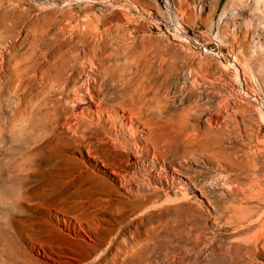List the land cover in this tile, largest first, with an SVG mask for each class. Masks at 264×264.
<instances>
[{"label": "rangeland", "instance_id": "obj_1", "mask_svg": "<svg viewBox=\"0 0 264 264\" xmlns=\"http://www.w3.org/2000/svg\"><path fill=\"white\" fill-rule=\"evenodd\" d=\"M0 63V264H264V0H0Z\"/></svg>", "mask_w": 264, "mask_h": 264}, {"label": "bare ground", "instance_id": "obj_2", "mask_svg": "<svg viewBox=\"0 0 264 264\" xmlns=\"http://www.w3.org/2000/svg\"><path fill=\"white\" fill-rule=\"evenodd\" d=\"M86 18V17H85ZM88 21V20H87ZM76 23H78V22H76ZM85 23H87V22H85ZM99 23V22H98ZM83 25V24H82ZM77 26V25H76ZM76 26H74V27H76ZM79 26V25H78ZM74 27H73V30H74ZM86 27V26H85ZM87 29V28H86ZM61 30V29H60ZM59 30V31H60ZM82 31V30H81ZM80 35V34H79ZM72 36V35H71ZM93 38V37H92ZM95 42V41H94ZM49 49V48H48ZM2 53V52H1ZM78 55V54H77ZM38 56V55H37ZM4 58V57H3ZM83 62V61H82ZM92 62V61H91ZM3 63V62H2ZM1 64V63H0ZM91 65V64H90ZM85 66V65H84ZM97 66V65H96ZM96 66L94 67V68H96ZM47 67V66H46ZM64 67V66H63ZM87 67V66H86ZM91 67V66H90ZM38 68V67H37ZM82 68H83V66H82ZM92 69V68H91ZM80 72V71H79ZM96 72V71H95ZM73 73V72H72ZM81 73V72H80ZM76 74V73H75ZM91 74H93L94 75V73H91ZM34 75V74H33ZM53 75V74H52ZM79 75V74H78ZM90 75V74H89ZM85 76H87V75H85ZM91 76V75H90ZM95 76V75H94ZM69 77V76H68ZM81 77V76H80ZM75 78V77H74ZM24 79V78H23ZM40 79H41V76H40ZM79 79V78H78ZM95 79V78H94ZM75 81V80H74ZM129 81V80H128ZM70 82H71V80H70ZM78 82V81H77ZM85 81H83V83H84ZM90 82H91V80H90ZM90 82H89V84H90ZM95 82V81H94ZM93 82V83H94ZM97 82V81H96ZM71 83H73V82H71ZM83 83H82V85H83ZM92 84V83H91ZM73 85V84H72ZM91 86V85H90ZM89 85H86V87L84 86V88L83 87H80L79 89H77L76 91L77 92H75V93H77L76 95H77V97H78V101H79V104H78V114L76 115V116H73V118L72 119H70V121H68V122H66L65 123V127H66V129H68V130H70L71 132H72V134H74V135H76V134H78V135H80V137L82 136L83 137V135H84V133H85V129L86 128H88V127H92V126H95V127H97V128H99V129H102V130H104V129H106V127H104V125H103V120H104V117H106V113L104 114V112L102 111V109L99 107V103H97V97H96V92H94L95 91V89L97 88H95L94 90H93V88L92 87H90ZM149 86V85H148ZM72 87V86H71ZM75 87H76V85H75ZM78 88V87H77ZM61 89V88H60ZM73 89V88H72ZM71 89V90H72ZM121 89V88H120ZM68 91H70V90H68ZM59 92V91H58ZM64 92V91H63ZM67 93V92H66ZM74 93V94H75ZM60 93H58V95H59ZM64 94V93H63ZM68 95H70V94H68ZM66 96V95H65ZM62 97V96H61ZM59 98H60V96H59ZM67 99V98H66ZM75 99H77V98H75ZM62 100V99H61ZM68 100H69V98H68ZM68 100H67V102H68ZM72 100H74V99H72ZM72 100H70V101H72ZM77 102V101H76ZM121 102V101H120ZM143 104V103H142ZM141 104V105H142ZM58 106V105H57ZM113 107H115L114 105H113ZM117 107H119V106H117ZM120 107H121V105H120ZM114 109V108H113ZM118 109V108H117ZM123 109V108H122ZM126 109V108H125ZM104 110V109H103ZM121 111V110H120ZM127 111H128V109H127ZM129 111H131V110H129ZM129 111H128V113H129ZM107 112V111H106ZM111 112V111H110ZM135 113V112H134ZM140 113V112H139ZM111 116H113V115H111ZM117 117V115H115V118ZM130 116H127V114L125 113V111L124 112H121V115L118 117V120H117V118L115 119V120H117V121H119L120 122V124L122 123H129L130 122V118H129ZM136 117V116H135ZM134 117V118H135ZM140 118V117H139ZM152 118V117H151ZM112 120V119H111ZM114 120V121H115ZM81 121V122H80ZM109 121H110V118H109ZM113 121V120H112ZM111 121V122H112ZM137 121V120H136ZM116 122V121H115ZM80 123H83V127H81V126H79V124ZM219 124V123H218ZM78 125V126H77ZM107 125H109V124H107ZM110 125H111V123H110ZM113 125V124H112ZM117 125V124H116ZM119 125V124H118ZM117 125V126H118ZM125 125H127V124H125ZM136 125H137V123H136ZM114 126H115V124H114ZM109 127V126H108ZM116 127V126H115ZM120 127V126H119ZM122 127V126H121ZM57 128V127H56ZM79 128H82V129H79ZM114 129V128H113ZM132 129V128H131ZM108 130V129H107ZM133 130H134V128H133ZM132 130V131H133ZM56 131V130H55ZM126 131H127V129H126ZM134 132V131H133ZM132 132V133H133ZM137 132V131H136ZM135 132V133H136ZM94 133V132H93ZM120 133V132H119ZM122 133H123V131H122ZM134 133V134H135ZM144 133V132H143ZM128 134V133H127ZM130 135H131V133H129ZM137 134V133H136ZM129 136V135H128ZM133 136V135H132ZM137 136V135H136ZM136 136H134V138L133 139H137V137ZM136 137V138H135ZM149 137V136H148ZM117 138V137H116ZM127 138V137H126ZM129 138H131V136L129 137ZM140 138L142 139V137L140 136ZM140 138H139V140H140ZM70 140V139H69ZM122 140V139H121ZM138 140V139H137ZM138 140V141H139ZM204 140V139H203ZM37 141V140H36ZM43 142V141H42ZM115 142V141H114ZM125 142V141H124ZM133 142H134V140H133ZM132 142V143H133ZM213 142V141H212ZM131 143V144H132ZM136 143V142H135ZM138 143V142H137ZM142 143V142H141ZM140 143V144H141ZM116 144V143H115ZM119 144V143H118ZM40 145V144H39ZM152 146V145H151ZM119 147V146H118ZM129 148V147H128ZM124 150V149H123ZM105 153V152H104ZM130 153H132V152H130ZM263 153V152H262ZM86 154L89 156V154H90V152H89V150H87L86 151ZM198 154V153H197ZM257 155V154H256ZM202 156V155H201ZM252 156V155H251ZM103 158V157H102ZM155 158V157H154ZM97 160V159H96ZM101 161V160H100ZM240 161V160H239ZM218 162V161H217ZM101 163V162H100ZM114 163V162H113ZM205 163V162H204ZM208 163V162H207ZM20 164V163H19ZM122 164V163H121ZM240 164V163H239ZM120 165V164H119ZM103 166V165H102ZM98 167V165L97 164H95V163H91V165L89 166V168H88V170L89 169H92V170H95L96 168ZM111 167V166H110ZM161 168V167H160ZM116 169V168H115ZM114 168H113V170L111 169V172L109 171V173H111L112 175H114L115 177H117V178H124V175L121 173V172H119V171H116ZM97 170V169H96ZM119 170V169H118ZM222 170V169H221ZM122 171V170H121ZM160 171V170H159ZM179 171V170H178ZM251 171V170H250ZM128 172V171H127ZM157 172V171H156ZM229 172V171H228ZM248 172V171H247ZM134 173V172H133ZM90 174H91V172L90 171H79V177L78 178H81V177H85V176H90ZM77 175V174H76ZM92 176V175H91ZM125 176H127V173L125 174ZM158 176V175H157ZM263 176V175H262ZM92 177H94V176H92ZM128 177H129V175H128ZM127 177V178H128ZM132 177H133V175H132ZM236 177V176H235ZM255 177V176H254ZM126 178V179H127ZM125 179V180H126ZM129 179V178H128ZM95 180H96V178H95ZM118 180V179H117ZM131 180V179H130ZM97 181V180H96ZM99 181V180H98ZM120 181H122V180H120ZM128 181V180H127ZM136 181V180H135ZM147 181H149V180H147ZM137 182V181H136ZM236 182V181H235ZM234 182V183H235ZM108 183V182H107ZM121 183V182H120ZM231 183V182H230ZM127 184V183H126ZM144 184V183H143ZM168 184V183H167ZM171 184V183H170ZM122 185V184H121ZM141 185V184H140ZM139 185V186H140ZM134 186V185H133ZM152 186V185H151ZM234 186H236V185H234ZM131 188V187H130ZM248 189V188H247ZM132 192V191H131ZM133 193V192H132ZM141 195V194H140ZM135 196H136V194H135ZM185 196V195H184ZM244 196H246V195H244ZM133 197H134V195H133ZM137 198H138V196H137ZM136 198V199H137ZM140 198V197H139ZM145 198V197H144ZM134 199V198H133ZM142 199V198H141ZM135 200V199H134ZM144 200V199H143ZM142 201V200H141ZM148 202V201H147ZM145 204H146V202H144ZM144 205V204H143ZM152 205V204H151ZM229 208V207H228ZM234 208V207H233ZM135 211H137V210H135ZM263 213H264V211H262ZM261 215H258L257 217H252V219L248 222V225H250V224H252L253 222H256V221H258V217H260ZM262 218V217H261ZM124 220V219H123ZM259 224L260 225H262L263 223H264V218L263 219H260L259 221ZM255 224V223H254ZM66 226H67V229H69L70 230V232H72V234L73 235H75V236H79L80 234H79V231L80 230H78L72 223H70V222H67V224H66ZM80 228H82V227H80ZM68 230V231H69ZM243 230V229H242ZM262 231V230H261ZM84 232V231H83ZM87 235V234H86ZM264 235V234H263ZM264 237V236H263ZM262 238V237H261ZM264 241V240H263ZM262 242V241H261ZM262 248V247H261Z\"/></svg>", "mask_w": 264, "mask_h": 264}]
</instances>
